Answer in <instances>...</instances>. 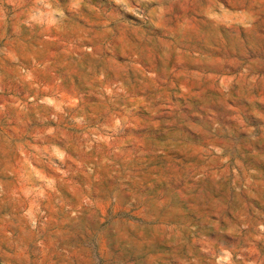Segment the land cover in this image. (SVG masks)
<instances>
[{"label":"rangeland","instance_id":"rangeland-1","mask_svg":"<svg viewBox=\"0 0 264 264\" xmlns=\"http://www.w3.org/2000/svg\"><path fill=\"white\" fill-rule=\"evenodd\" d=\"M0 264H264V0H0Z\"/></svg>","mask_w":264,"mask_h":264}]
</instances>
